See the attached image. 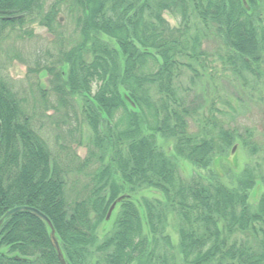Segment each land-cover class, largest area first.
I'll use <instances>...</instances> for the list:
<instances>
[{
	"label": "trees",
	"instance_id": "1",
	"mask_svg": "<svg viewBox=\"0 0 264 264\" xmlns=\"http://www.w3.org/2000/svg\"><path fill=\"white\" fill-rule=\"evenodd\" d=\"M63 11L79 36L70 48ZM35 26L61 43L30 70L48 77L62 105H77L88 128L80 168H94L71 200L66 172L5 73L25 62ZM211 35L236 75L264 76V0H0V222L18 206L50 220L5 218L0 264H264V194L251 201L264 175L250 164L226 182L215 168L238 140L258 154L253 132L240 136L213 104L207 114L188 107L180 89L184 71L203 76ZM182 161L199 171L184 175Z\"/></svg>",
	"mask_w": 264,
	"mask_h": 264
},
{
	"label": "rangeland",
	"instance_id": "2",
	"mask_svg": "<svg viewBox=\"0 0 264 264\" xmlns=\"http://www.w3.org/2000/svg\"><path fill=\"white\" fill-rule=\"evenodd\" d=\"M61 16L62 25L59 31L65 40V48H70L78 40V32L73 17H70L66 11H63ZM165 17L172 26L178 24V21L170 14L166 13ZM35 35V39L22 43L25 62L14 60L6 68L5 73L15 85L14 88L25 99L27 113L32 116L36 128L41 132L55 159L66 172V193L71 200L77 193L84 190L94 168L93 165L86 169L80 168L88 155V128L82 122L79 107L77 105L73 107L71 102L62 105L52 92L48 77L44 73L35 74L30 70L38 57L51 61V57L44 54L49 48L53 53H57L61 43L57 35L49 34L45 28L35 26ZM203 49L208 54L204 68L198 67L203 76L193 81L192 73L186 70L179 80L181 93L186 97L187 106L199 107L201 113L206 112V114L212 104L220 108L222 114L218 115L228 126L237 129L240 136L246 137L247 130L253 132L252 141L259 149L258 154L251 155L247 147L238 140L234 144L235 148L218 160L215 168L226 182L231 181L229 176L240 173L250 164H257L264 175V76L255 80L246 73L245 78H248L246 82L244 78L236 75L227 60L225 54L227 48L215 35L204 40ZM39 87L47 90L46 95L41 94ZM198 117L201 119L202 114L196 115L194 120ZM194 120L190 121V127L197 132L198 122ZM180 166L182 173L186 176L199 171L187 161H182ZM202 173L206 174V171ZM262 194H264V185L258 182L256 189L251 191L252 203H256ZM111 226V223L103 224L102 228L109 229ZM104 233L101 231V236ZM173 236L176 242L177 237ZM0 251L7 252L8 248L2 247Z\"/></svg>",
	"mask_w": 264,
	"mask_h": 264
},
{
	"label": "water",
	"instance_id": "3",
	"mask_svg": "<svg viewBox=\"0 0 264 264\" xmlns=\"http://www.w3.org/2000/svg\"><path fill=\"white\" fill-rule=\"evenodd\" d=\"M128 99H129V98H128ZM234 148H235V147H233V149H234ZM233 149H232V150H233ZM122 198H123V197L118 198V199H117V200L111 205V207H110V209H109V211H108V213H107V220H109V219L111 218V216H112V214H113V212H114V210H115V208H116L118 202H120V201L122 200ZM19 211H29V212H31V213L36 214L37 216H39V217H40L41 219H43L44 221L50 223L49 218H48L43 212H41L40 210H38V209H36V208H34V207H30V206H18V207H15V208L9 210V211L5 214V216H4V218L1 220V222H3V221L5 220V218H7V217H9V216H11V215H13V214L19 212ZM1 222H0V223H1ZM56 245H58V242H57V241H56Z\"/></svg>",
	"mask_w": 264,
	"mask_h": 264
}]
</instances>
